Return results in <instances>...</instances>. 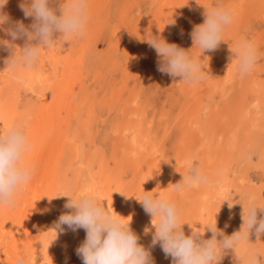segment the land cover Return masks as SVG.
I'll return each instance as SVG.
<instances>
[{
    "label": "rangeland",
    "instance_id": "1",
    "mask_svg": "<svg viewBox=\"0 0 264 264\" xmlns=\"http://www.w3.org/2000/svg\"><path fill=\"white\" fill-rule=\"evenodd\" d=\"M61 2L52 5L58 12ZM220 2L233 9L234 21L219 47L203 53L191 32L205 20L204 6ZM20 3L8 0L4 13L11 15ZM200 3L89 0L87 37L42 48L38 63L27 71H5L10 53L0 46V133L26 122L33 144L26 155L29 164L45 143L56 142L59 153L50 180V206L42 212L34 249L28 253L31 264H83L76 250L86 230L55 227L71 211L64 207L69 199L65 194H91L105 206L112 202L113 211L131 220L139 243L150 248L154 264H172V258L159 243L150 247L153 218L137 199L145 192L174 201L185 235L195 228L205 230V239L212 235L206 229L209 223L216 222L219 231L231 236L242 227L243 205L264 204V0ZM20 18L10 19L26 26L33 22ZM7 27L0 28V39H11ZM147 34L197 59L207 57L202 61L206 78L189 84L158 71L156 51L140 40ZM242 38L257 50V62L243 76L230 50ZM24 43L15 41L18 47ZM20 75L23 85L17 82ZM190 160L208 175L209 183L174 191L172 185L187 174ZM7 208L0 205L1 219ZM249 239L252 247L264 251V235L258 243L254 232ZM218 264H236L234 253L226 250Z\"/></svg>",
    "mask_w": 264,
    "mask_h": 264
},
{
    "label": "clouds",
    "instance_id": "2",
    "mask_svg": "<svg viewBox=\"0 0 264 264\" xmlns=\"http://www.w3.org/2000/svg\"><path fill=\"white\" fill-rule=\"evenodd\" d=\"M56 2L21 0L19 7L24 17L33 20L26 26L22 21L12 22L3 11L8 0H0V28L7 24L4 30L11 38L0 39V46L10 53L5 60V71L31 70L38 63L42 48H52L61 40L72 43V38L83 40L87 37L89 0H62L59 12L52 6ZM196 2L202 5L200 0ZM204 7V22L195 25L191 32L194 45L202 49L203 53L219 47L224 41L226 28L235 18L233 9L222 2L213 7ZM146 36L145 39H139L156 51L158 71L173 78L179 77L180 81L189 84L199 83L206 78L202 61L207 57L197 59L189 51L159 36ZM18 39L25 41L23 47L16 46L15 41ZM230 50L238 61V73L241 76L250 73L257 62L256 47L242 38L235 46L230 45ZM17 82L21 85L25 83L22 75L17 77ZM32 148L24 121H18L6 132L0 133V205L14 207L17 194L31 181L35 169L26 162V155ZM187 166V174H183L182 180L172 185L174 191L209 183L208 175L199 165H194V161H188ZM62 196L69 198L64 207L71 211L62 214L55 227L61 229L67 225L73 231L79 228L86 230V238L76 250L83 264H154L150 248L139 243V237L130 227L131 220L126 222L123 219L125 217L113 211L112 202L107 201L105 206L104 201L100 202L91 194ZM137 199L153 218L155 232L150 247L159 243L165 255L172 258V264H218L226 250L234 253L236 264H264L260 259L264 251L252 247L253 243L249 239L254 232L258 243L259 237L264 235V217L258 216V213H264V204L252 201L247 209L243 205L242 227L231 236L219 231L216 222L209 223L206 229L212 235L205 239V230L194 228L191 235H185L182 228L185 223L180 222V209L169 198L145 192L142 198ZM148 231L145 229V234ZM16 264H31L29 255H19Z\"/></svg>",
    "mask_w": 264,
    "mask_h": 264
},
{
    "label": "bare ground",
    "instance_id": "3",
    "mask_svg": "<svg viewBox=\"0 0 264 264\" xmlns=\"http://www.w3.org/2000/svg\"><path fill=\"white\" fill-rule=\"evenodd\" d=\"M15 15H19L21 20L25 18L19 6L15 7L14 11H11V15L8 16L12 19ZM257 94L258 92L254 96H257ZM57 132L55 131L52 135L55 140L58 139ZM133 136V141H135L136 135L133 134ZM56 149V142L54 145L44 144L37 158L31 163L35 169L31 181L17 194L16 205L8 207L4 219L0 218V264H16V258L19 255L22 253L28 254L33 248L34 239L37 238L35 236L36 226L43 219V210H47L50 206L49 198L52 194L53 185L50 180L51 177H54V162H57L56 158L59 157V153L57 154L55 151ZM134 233L137 234V232ZM145 243L147 244V242Z\"/></svg>",
    "mask_w": 264,
    "mask_h": 264
}]
</instances>
